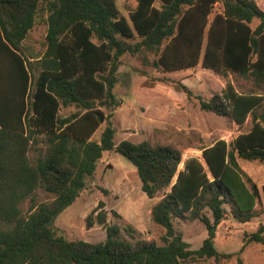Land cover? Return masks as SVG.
<instances>
[{
  "label": "trees",
  "instance_id": "obj_1",
  "mask_svg": "<svg viewBox=\"0 0 264 264\" xmlns=\"http://www.w3.org/2000/svg\"><path fill=\"white\" fill-rule=\"evenodd\" d=\"M258 1L137 0L127 18L116 0H0V41L12 57L13 96L17 90L20 103L17 125L8 118L11 111L0 118V264H191L233 256L215 246L227 207L236 220L248 223L257 217L264 195V185L261 191L239 163L264 162V111L255 112L264 104V7ZM218 2L223 11L210 20ZM39 14L46 15V50L32 61L23 41ZM143 50L156 54L155 66L164 72L201 64L219 75L250 78L262 89L261 94H242L227 84L209 100L198 97L204 111L238 124L252 115L253 122L231 147L219 140L204 148L207 169L190 158L180 170L182 152L171 144L115 142L116 129L103 108L118 106L113 90L121 58ZM179 89L193 95L186 85ZM69 106L80 111L60 117ZM105 121L101 139L92 140ZM39 135L47 150L33 164L29 154ZM106 151L123 155L136 167L148 198L163 193L152 209L153 221L165 229L163 245L131 242L117 224L106 227L100 243L68 240L53 230L54 220L86 188ZM39 189L54 200L33 203L24 216L20 205ZM104 207L101 202L87 217L88 227L107 224ZM179 219L206 226L208 237L199 249L176 231ZM127 231L134 236L133 227ZM245 238L241 251L250 243L264 245V224Z\"/></svg>",
  "mask_w": 264,
  "mask_h": 264
},
{
  "label": "rangeland",
  "instance_id": "obj_2",
  "mask_svg": "<svg viewBox=\"0 0 264 264\" xmlns=\"http://www.w3.org/2000/svg\"><path fill=\"white\" fill-rule=\"evenodd\" d=\"M121 13L129 18L137 6V0H116ZM264 7V0H259ZM156 5L160 7V2ZM223 11L222 2L215 5L210 20L215 13ZM258 20L252 23L256 27ZM47 21L45 14H39L34 28L23 41L25 55L34 61L46 50ZM158 59L155 53L143 50L137 55L126 54L121 58L118 71V82L113 90L118 100L115 108L104 107L109 121L116 129L115 142L129 140L133 143L149 141L152 144H171L183 155L180 170L185 168L190 158L199 159L207 169L202 157L204 148L224 140L231 147L235 138L248 132L252 126V115L243 124L234 122L230 117L219 116L204 111L200 107L198 97L209 100L214 94L222 93L227 84L242 94H261L253 80L237 74L219 75L197 67L175 72H164L155 66ZM36 71L35 74L36 75ZM186 85L193 93L191 97L179 89ZM80 111L75 106L63 107L60 117L69 116ZM264 111V104L256 109V114ZM29 112V111H28ZM105 121L92 136L99 141L107 127ZM38 143L29 154L33 164L45 156L47 145L44 135L36 137ZM244 172L262 191L264 185V162L239 159ZM166 191H170L168 188ZM263 193V192H262ZM256 207L257 217L248 223L236 220L227 207L225 220L219 226L215 237V246L221 253L233 254L230 259L219 262L214 258L200 260L191 264H242V258H261L264 264V245L250 243L241 251L245 243V234L255 232L260 224H264V195ZM163 193L150 199L142 190L136 167L123 155L106 151L98 162L95 174L87 179L86 188L81 191L73 204L67 207L52 223L53 230L68 240H84L100 243L106 239V227L117 224L122 229L125 239L135 242L138 239L155 241L163 245L162 236L165 229L152 219V209L161 200ZM54 195L39 189L33 199L25 200L21 205L22 214L31 213V205L51 202ZM104 202L103 209L107 214V224H95L88 227L87 217ZM116 212V214H115ZM135 229L132 237L128 227ZM176 231L181 233L184 241L192 249H199L208 237L206 226L199 220L179 219L175 223ZM251 264V263H248Z\"/></svg>",
  "mask_w": 264,
  "mask_h": 264
},
{
  "label": "crops",
  "instance_id": "obj_3",
  "mask_svg": "<svg viewBox=\"0 0 264 264\" xmlns=\"http://www.w3.org/2000/svg\"><path fill=\"white\" fill-rule=\"evenodd\" d=\"M8 53L9 52L5 48L4 44L0 41V118H2L5 113H8V111H11L13 113L12 117L8 118L12 120L14 125H17V121H19L20 103L17 90L13 96L15 91V69L11 60L12 57ZM242 259L245 262L244 264H263L261 258H253L250 261V258Z\"/></svg>",
  "mask_w": 264,
  "mask_h": 264
}]
</instances>
